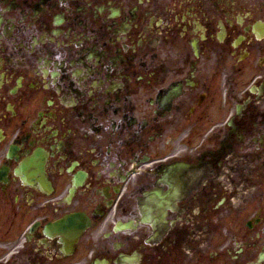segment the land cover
<instances>
[{
  "label": "flooded vegetation",
  "instance_id": "1",
  "mask_svg": "<svg viewBox=\"0 0 264 264\" xmlns=\"http://www.w3.org/2000/svg\"><path fill=\"white\" fill-rule=\"evenodd\" d=\"M0 264H264V0H0Z\"/></svg>",
  "mask_w": 264,
  "mask_h": 264
},
{
  "label": "bare ground",
  "instance_id": "2",
  "mask_svg": "<svg viewBox=\"0 0 264 264\" xmlns=\"http://www.w3.org/2000/svg\"><path fill=\"white\" fill-rule=\"evenodd\" d=\"M76 220H77L78 222H80L81 220H83V218L80 217V216H77V217L74 218V220H73L72 222H69V221H68V222H66V223L70 224L69 227H70V226H75L76 224H78V222H75ZM82 223H83V221H82ZM61 230H62L63 236H65V238H64L65 241H64V242H65V244H66L68 238L70 237V235L73 234V232H72L73 228L70 227L69 230H67V229L64 230V228H61ZM64 231H65V232H64Z\"/></svg>",
  "mask_w": 264,
  "mask_h": 264
}]
</instances>
